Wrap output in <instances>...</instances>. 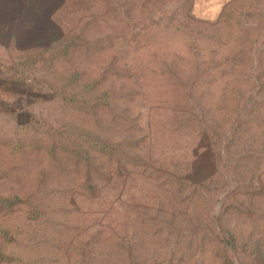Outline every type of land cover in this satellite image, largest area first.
Segmentation results:
<instances>
[{"label":"rangeland","instance_id":"1","mask_svg":"<svg viewBox=\"0 0 264 264\" xmlns=\"http://www.w3.org/2000/svg\"><path fill=\"white\" fill-rule=\"evenodd\" d=\"M230 1L0 0L25 25L0 29V264H264V10Z\"/></svg>","mask_w":264,"mask_h":264},{"label":"trees","instance_id":"2","mask_svg":"<svg viewBox=\"0 0 264 264\" xmlns=\"http://www.w3.org/2000/svg\"><path fill=\"white\" fill-rule=\"evenodd\" d=\"M186 1L181 3V7L186 5ZM235 8L236 10H240L239 12V16L240 15H248L249 17L253 16L255 13L258 14L259 11L262 12L264 10V0H232L228 3H226L221 11H220V14H219V20H221V18H227L228 20H230L231 18V15H233L234 13V9ZM255 14V15H256ZM20 13H17V12H14V13H9V15L6 14V16H4L5 18L3 19V23L0 24V29L1 28H7L9 29L10 27H12L13 25H16L17 24V27L15 28L14 31H18L22 28H24V26L22 27V22L21 23H18V18ZM191 23L194 24V27L195 29L199 32V31H204L206 28L204 26H209L211 28H214L215 25L213 24H209V23H206V22H203V21H199V20H196V19H191ZM60 44L61 46H63L65 48V50H68L69 48H74V47H79L81 45H83V42H81V38H79L78 36L76 37H73L71 38L70 40H64V39H60L57 37V34L56 33H52L50 34V40H49V47L50 48H54L55 45H58ZM258 44V42H257ZM49 53L50 55H54L55 51L52 49L49 50L46 52V54ZM34 56L36 57H32L30 58L28 61H25V62H22V63H19L22 67H27V65H30L31 67H35L39 61V59L43 58L45 56V51H41V52H35L34 53ZM252 70V73H255L253 71H255V69L252 67L251 68ZM3 75V74H2ZM1 75V76H2ZM11 72H9V77H7L5 80L6 81H9L11 82ZM23 80V83H27L28 80H29V76L27 75V77H19V78H16L15 81H12V83L16 84V83H21L19 80ZM250 80L253 81L252 77L250 78ZM53 93L57 96L58 94V91L57 90H52ZM71 95H68L67 97H65L63 100L67 103H72L73 101H75V97L74 96H71ZM68 98V99H67ZM98 104H93V107L97 106ZM85 106V105H83ZM2 118V115L0 114V119ZM236 124V120H232V123H231V129H233V126ZM74 134V132H73ZM99 146V149L100 150H105L106 149V146H102L103 144H100L98 143L97 144ZM108 147V146H107ZM112 147V146H111ZM93 149H96L95 147H91ZM111 150V149H110ZM74 151L71 150V152ZM209 152H211L209 150ZM210 154V153H209ZM261 264V262H259Z\"/></svg>","mask_w":264,"mask_h":264},{"label":"crops","instance_id":"3","mask_svg":"<svg viewBox=\"0 0 264 264\" xmlns=\"http://www.w3.org/2000/svg\"><path fill=\"white\" fill-rule=\"evenodd\" d=\"M1 80V79H0ZM3 86L0 84V114L2 113V103H1V94L3 93ZM6 90V89H5ZM7 91V90H6ZM8 92V91H7Z\"/></svg>","mask_w":264,"mask_h":264}]
</instances>
